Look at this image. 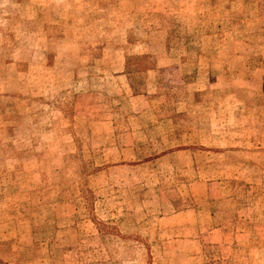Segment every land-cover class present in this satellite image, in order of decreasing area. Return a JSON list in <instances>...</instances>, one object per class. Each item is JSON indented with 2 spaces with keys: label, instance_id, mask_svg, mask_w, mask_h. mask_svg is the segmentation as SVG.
<instances>
[{
  "label": "rangeland",
  "instance_id": "obj_1",
  "mask_svg": "<svg viewBox=\"0 0 264 264\" xmlns=\"http://www.w3.org/2000/svg\"><path fill=\"white\" fill-rule=\"evenodd\" d=\"M0 264H264V0H0Z\"/></svg>",
  "mask_w": 264,
  "mask_h": 264
},
{
  "label": "crops",
  "instance_id": "obj_2",
  "mask_svg": "<svg viewBox=\"0 0 264 264\" xmlns=\"http://www.w3.org/2000/svg\"><path fill=\"white\" fill-rule=\"evenodd\" d=\"M194 149H196V148H190V149L182 148V149H179V150H181L183 152H188V151H193ZM196 150H198V149H196ZM198 183H199V180H192L189 184H198Z\"/></svg>",
  "mask_w": 264,
  "mask_h": 264
}]
</instances>
